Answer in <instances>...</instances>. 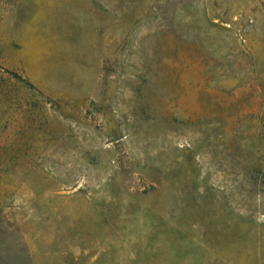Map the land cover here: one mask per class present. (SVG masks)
<instances>
[{
    "label": "rangeland",
    "instance_id": "1",
    "mask_svg": "<svg viewBox=\"0 0 264 264\" xmlns=\"http://www.w3.org/2000/svg\"><path fill=\"white\" fill-rule=\"evenodd\" d=\"M0 264H264V0H0Z\"/></svg>",
    "mask_w": 264,
    "mask_h": 264
}]
</instances>
